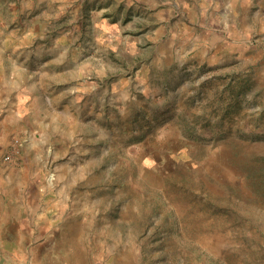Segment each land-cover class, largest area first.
I'll return each instance as SVG.
<instances>
[{
	"label": "rangeland",
	"instance_id": "obj_1",
	"mask_svg": "<svg viewBox=\"0 0 264 264\" xmlns=\"http://www.w3.org/2000/svg\"><path fill=\"white\" fill-rule=\"evenodd\" d=\"M263 167L264 0H0L15 263L264 264Z\"/></svg>",
	"mask_w": 264,
	"mask_h": 264
},
{
	"label": "crops",
	"instance_id": "obj_2",
	"mask_svg": "<svg viewBox=\"0 0 264 264\" xmlns=\"http://www.w3.org/2000/svg\"><path fill=\"white\" fill-rule=\"evenodd\" d=\"M2 207L4 209L2 210ZM0 204V264H18L13 261V250L21 256L25 251L19 245L13 247V242L21 243L27 242V236H33L32 230L30 232L24 228V223L16 221L13 218V206Z\"/></svg>",
	"mask_w": 264,
	"mask_h": 264
},
{
	"label": "trees",
	"instance_id": "obj_3",
	"mask_svg": "<svg viewBox=\"0 0 264 264\" xmlns=\"http://www.w3.org/2000/svg\"><path fill=\"white\" fill-rule=\"evenodd\" d=\"M260 171L262 174H264V167ZM259 184H260L259 185L260 189H262L264 191V178Z\"/></svg>",
	"mask_w": 264,
	"mask_h": 264
},
{
	"label": "built area",
	"instance_id": "obj_4",
	"mask_svg": "<svg viewBox=\"0 0 264 264\" xmlns=\"http://www.w3.org/2000/svg\"><path fill=\"white\" fill-rule=\"evenodd\" d=\"M18 141L15 142L14 146L17 144ZM11 160V157L10 156H7L6 157V161H10Z\"/></svg>",
	"mask_w": 264,
	"mask_h": 264
}]
</instances>
